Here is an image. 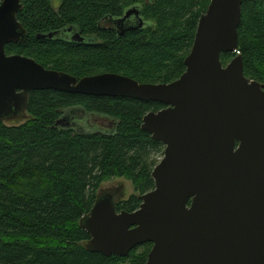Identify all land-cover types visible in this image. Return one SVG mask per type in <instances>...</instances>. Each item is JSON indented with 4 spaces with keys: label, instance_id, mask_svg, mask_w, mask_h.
<instances>
[{
    "label": "trees",
    "instance_id": "trees-1",
    "mask_svg": "<svg viewBox=\"0 0 264 264\" xmlns=\"http://www.w3.org/2000/svg\"><path fill=\"white\" fill-rule=\"evenodd\" d=\"M2 0H0L1 3ZM210 0H21L17 21L27 32L7 56L30 58L48 70L77 79L118 74L140 84H170L185 71L200 17ZM130 8L146 22L119 35L111 24ZM110 27V28H109ZM69 28L85 43L61 39ZM109 28V29H108ZM127 30V29H125ZM52 39L37 36L56 34ZM236 53L244 76L264 86V0H242ZM81 109L112 123L109 133L56 127L65 111ZM164 106L128 98L94 97L53 90L32 92L27 120L0 121V264H145L152 244L126 258L87 252L80 220L91 211L103 183L127 179L139 196L116 204L135 212L140 196L154 189L152 172L164 146L141 130L142 119ZM27 118V119H28Z\"/></svg>",
    "mask_w": 264,
    "mask_h": 264
},
{
    "label": "water",
    "instance_id": "water-1",
    "mask_svg": "<svg viewBox=\"0 0 264 264\" xmlns=\"http://www.w3.org/2000/svg\"><path fill=\"white\" fill-rule=\"evenodd\" d=\"M241 6L242 0H210L181 77L170 84H140L112 73L77 79L30 58L7 56L5 46L24 43L28 35L17 21L21 0L1 1V122L28 118L29 95L45 90L164 106L141 124L164 146L152 172L154 189L140 196L132 213L117 211L119 189L100 190L79 222L89 235L82 244L87 252L126 258L150 243L145 264H264V86L244 76L241 57L226 66L220 60L223 53L237 52ZM139 15L130 8L115 21L134 17L131 30L141 29ZM70 42L84 39L76 32ZM64 113L68 120L64 116L56 127L74 128L73 119L84 114Z\"/></svg>",
    "mask_w": 264,
    "mask_h": 264
},
{
    "label": "rangeland",
    "instance_id": "rangeland-1",
    "mask_svg": "<svg viewBox=\"0 0 264 264\" xmlns=\"http://www.w3.org/2000/svg\"><path fill=\"white\" fill-rule=\"evenodd\" d=\"M61 39H64L61 37ZM28 117V116H27ZM30 118H18V119H10L6 120L3 123H5L8 126H18L25 123ZM77 124V128L75 129L76 132L81 133H95L97 131H110L113 129V126L111 124H108L107 121H105L104 118L101 117H94L90 116L89 114H78L77 118L73 119V121ZM119 189L120 194L118 197V202L121 201H127L132 196H139V193L136 191V187L127 179H114L108 182H105L100 187V190H115ZM98 191V192H99Z\"/></svg>",
    "mask_w": 264,
    "mask_h": 264
},
{
    "label": "flooded vegetation",
    "instance_id": "flooded-vegetation-1",
    "mask_svg": "<svg viewBox=\"0 0 264 264\" xmlns=\"http://www.w3.org/2000/svg\"><path fill=\"white\" fill-rule=\"evenodd\" d=\"M140 16V15H139ZM120 19V18H119ZM119 19H118V21H119ZM116 22L115 20L114 21H110V23L109 22H103V24L105 25V27H107V26H109V25H113L114 26V30L115 31H117V33L119 34V35H123L124 34V31H128V30H131L132 28H134V27H136L137 26V23H136V20L134 19V17H131V18H129V19H127V20H125L124 22ZM144 21V20H143ZM145 24H146V22H144ZM145 26V25H144ZM110 28V27H109ZM108 28V29H109ZM125 29H127V30H125ZM74 34H76V31H73L72 33H62V35H61V37L62 38H64V39H67L68 41H70V40H72V38H73V35ZM81 37V36H80ZM84 39V38H83ZM86 41H90V39H84V42L83 43H85ZM64 116H66V118H67V120H68V116L67 115H65V113H64V115L62 116V118L64 117ZM105 121H107L108 122V124H111L110 122H109V120H105ZM65 124H69V123H65ZM73 124V123H72ZM112 125V124H111ZM98 132H100V131H98ZM101 132H103V133H109L108 131H104V129H103V131H101Z\"/></svg>",
    "mask_w": 264,
    "mask_h": 264
},
{
    "label": "bare ground",
    "instance_id": "bare-ground-1",
    "mask_svg": "<svg viewBox=\"0 0 264 264\" xmlns=\"http://www.w3.org/2000/svg\"><path fill=\"white\" fill-rule=\"evenodd\" d=\"M204 15V14H203ZM201 18V17H200ZM199 22V21H198Z\"/></svg>",
    "mask_w": 264,
    "mask_h": 264
}]
</instances>
